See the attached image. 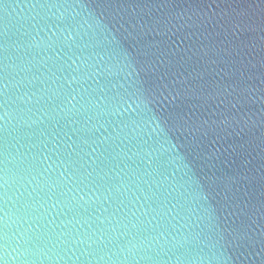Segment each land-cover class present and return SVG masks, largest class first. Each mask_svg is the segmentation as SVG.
I'll return each mask as SVG.
<instances>
[{"label": "water", "instance_id": "95a60500", "mask_svg": "<svg viewBox=\"0 0 264 264\" xmlns=\"http://www.w3.org/2000/svg\"><path fill=\"white\" fill-rule=\"evenodd\" d=\"M0 264H264V0H0Z\"/></svg>", "mask_w": 264, "mask_h": 264}]
</instances>
